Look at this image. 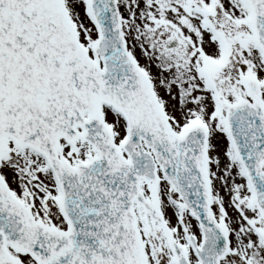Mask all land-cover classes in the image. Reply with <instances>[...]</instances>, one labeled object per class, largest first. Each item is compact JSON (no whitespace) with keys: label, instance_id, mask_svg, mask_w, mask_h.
Segmentation results:
<instances>
[{"label":"snow or ice","instance_id":"6c2138e0","mask_svg":"<svg viewBox=\"0 0 264 264\" xmlns=\"http://www.w3.org/2000/svg\"><path fill=\"white\" fill-rule=\"evenodd\" d=\"M0 264H264V0H0Z\"/></svg>","mask_w":264,"mask_h":264}]
</instances>
